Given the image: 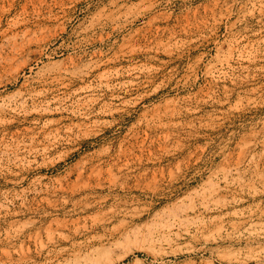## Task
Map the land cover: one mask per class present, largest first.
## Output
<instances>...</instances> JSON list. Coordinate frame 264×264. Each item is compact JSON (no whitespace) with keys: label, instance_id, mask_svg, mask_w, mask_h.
<instances>
[{"label":"rangeland","instance_id":"rangeland-1","mask_svg":"<svg viewBox=\"0 0 264 264\" xmlns=\"http://www.w3.org/2000/svg\"><path fill=\"white\" fill-rule=\"evenodd\" d=\"M0 264H264V0H0Z\"/></svg>","mask_w":264,"mask_h":264},{"label":"bare ground","instance_id":"bare-ground-1","mask_svg":"<svg viewBox=\"0 0 264 264\" xmlns=\"http://www.w3.org/2000/svg\"><path fill=\"white\" fill-rule=\"evenodd\" d=\"M106 7V6H105ZM104 7V8H105ZM117 7V6H116ZM117 9L116 11H118ZM115 12H101L97 19L94 20L95 24L101 23L102 25L106 26L104 22H109V19L112 18ZM98 15V14H97ZM141 15V14H140ZM116 17V16H115ZM115 19V18H114ZM95 27V26H94ZM98 28V27H97ZM103 29V28H102Z\"/></svg>","mask_w":264,"mask_h":264}]
</instances>
